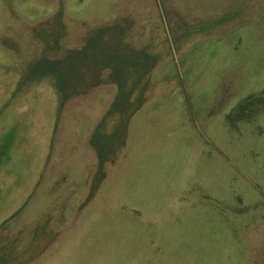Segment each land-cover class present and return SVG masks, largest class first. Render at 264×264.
<instances>
[{"label":"rangeland","instance_id":"obj_1","mask_svg":"<svg viewBox=\"0 0 264 264\" xmlns=\"http://www.w3.org/2000/svg\"><path fill=\"white\" fill-rule=\"evenodd\" d=\"M0 264H264V0H0Z\"/></svg>","mask_w":264,"mask_h":264},{"label":"trees","instance_id":"obj_2","mask_svg":"<svg viewBox=\"0 0 264 264\" xmlns=\"http://www.w3.org/2000/svg\"><path fill=\"white\" fill-rule=\"evenodd\" d=\"M128 100V96L125 94L123 87L121 86L120 91L117 95V98L115 99L113 103V113H120V114H126L128 113V106L126 108L123 107L124 103Z\"/></svg>","mask_w":264,"mask_h":264}]
</instances>
